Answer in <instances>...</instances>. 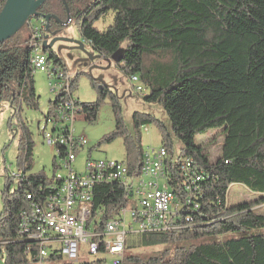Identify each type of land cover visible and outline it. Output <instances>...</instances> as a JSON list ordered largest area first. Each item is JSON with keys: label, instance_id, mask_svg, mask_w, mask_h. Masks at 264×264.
<instances>
[{"label": "trees", "instance_id": "trees-1", "mask_svg": "<svg viewBox=\"0 0 264 264\" xmlns=\"http://www.w3.org/2000/svg\"><path fill=\"white\" fill-rule=\"evenodd\" d=\"M5 2L0 0V11ZM44 10L48 11L47 5ZM108 16L110 25L103 30L95 26ZM74 20L93 52L111 59L123 51L117 65L130 80L139 79L143 101L160 105L169 126L153 114L135 112L130 131L118 97L95 79L91 84L99 90L98 100L80 102L74 97L80 74H66L68 85L58 79L66 73L64 65L52 49L42 48L44 33L37 40L28 25L1 44L0 115L10 108L8 127L20 137L17 166L21 172L15 188L7 173L1 193L3 264L37 260L38 244L21 226L33 206H43L57 195L65 179L56 173L50 178L44 171L33 172L35 144L22 119L25 108L39 109L33 43L52 64L48 75L55 85L64 84L54 90L55 99L45 114L46 122H59L52 127L53 137L70 135L68 126H60L62 115L74 111L76 118L94 124L101 105L109 100L116 127L98 145L123 136L129 176L137 177L144 157L142 131L151 125L160 131L169 156L166 188L176 195L178 209L167 231L129 233L122 264H264V214L259 212L264 206V0H96L76 12ZM208 132L215 135L197 144V137ZM174 137L181 144L178 155ZM73 138L76 144L82 140ZM219 139V155L214 157L212 148ZM55 151L54 167L56 159L64 161L67 156L59 141ZM187 161L191 167L182 170ZM233 185L244 187L253 198L230 204ZM129 195L122 182L96 186L92 208L99 230L126 207ZM154 247L162 249L153 255L126 252ZM52 259L64 264L57 253Z\"/></svg>", "mask_w": 264, "mask_h": 264}, {"label": "built area", "instance_id": "built-area-1", "mask_svg": "<svg viewBox=\"0 0 264 264\" xmlns=\"http://www.w3.org/2000/svg\"><path fill=\"white\" fill-rule=\"evenodd\" d=\"M33 46L36 47L32 59L35 71L50 73L47 57L41 47L36 43H33ZM68 78L63 73L58 75V79H63L66 84ZM130 81L135 92H143L137 77ZM62 82L60 85H55L53 91L64 87ZM75 119L74 111L60 118V126L66 125L70 129L68 137H53L51 135L53 128L49 132H44L48 146L55 150L59 141L66 147L67 156L64 163L69 173L65 176L57 174L58 178H65L60 191L57 195L49 197L43 206H33L21 226V230L38 244L37 260L31 264H57L53 259L50 260L56 253L61 256L64 264H81L82 262L107 264L103 255L112 256L113 264H122L126 236L129 233L167 231L178 209L176 195L166 188L165 171L166 161L169 158L168 151L163 146L157 151H144L142 168L137 177L129 176L125 161L90 158L87 160L85 172L78 173L72 169V163L76 160L75 152L85 145V140L82 139L77 144L74 142L73 127L69 126V122ZM46 123L54 124L52 127L59 124V122L50 121ZM58 167L61 169L62 163ZM190 167L191 164L187 161L181 169L187 170ZM9 175L19 180L21 172H9ZM160 180L165 182L164 187L161 186ZM114 181L122 182L129 192L127 205L107 222L104 230H99L98 220L92 224L94 190L98 184ZM136 196L138 202L137 208L134 209L130 205ZM128 214L130 221H128Z\"/></svg>", "mask_w": 264, "mask_h": 264}, {"label": "rangeland", "instance_id": "rangeland-1", "mask_svg": "<svg viewBox=\"0 0 264 264\" xmlns=\"http://www.w3.org/2000/svg\"><path fill=\"white\" fill-rule=\"evenodd\" d=\"M112 23V17L108 16L103 21L97 22L96 27L103 30ZM28 35L27 31H24L22 37ZM58 38H65L71 42H55L52 50L57 57L61 60L66 70L65 75L76 76L80 74L78 87L74 94V97L80 102H95L99 97V90L95 89L91 80L103 81L104 85L110 87L111 91L118 97L122 106V117L126 127L132 131L133 126V114L146 113L153 114L161 119L166 125L169 126V121L166 113L162 107L158 104H148L143 101L144 94L134 91L133 85L130 79L122 72L120 67L112 61L110 58L102 57L99 54L93 52L90 46L86 45L82 40L77 22H73L67 26H62L58 31ZM54 38L49 39V43ZM82 43V45H81ZM83 46V47H82ZM49 69L52 68V64L48 65ZM35 89L36 94L39 97V109L30 110L25 108L22 112V119L30 129L33 141L35 144L33 153V172H45V174L52 178L56 173L58 175L65 176L69 173V169L65 167L64 161L60 158L56 159V166L54 167L55 156L57 152L45 142L43 130L46 128V132L51 131L52 124H46L45 114L50 109V102L55 99V80L51 79L48 73L40 71L34 72ZM11 116V110L9 107L0 115V215L3 210V200L1 193L5 189L6 180L5 176L9 172H17V155L19 150V135H12L8 127V121ZM69 126L73 127V134L77 138H82L85 141L84 147H79V150L75 152L76 160L72 163V169L78 173H84L87 160H109L123 162L126 160V148L124 144L123 136L118 137L113 143H105L101 146L98 144L102 138L107 134L113 132L116 127V119L113 113L109 100L105 101L100 108L97 121L94 124H90L83 119L82 116H78L73 122H69ZM213 132H208L205 135L197 137L196 143L202 144L213 137ZM142 141L144 151L158 150L162 147V138L159 129L155 125L149 126L147 130L142 131ZM174 153L178 155L181 144L175 137ZM221 140L219 139L217 145L212 148V154L214 157L219 155V148ZM62 163L63 167L60 169L58 165ZM5 169H7L5 171ZM148 180V178H146ZM12 188L17 186V180H13ZM160 184L164 187L165 182L160 180ZM253 198L244 187L240 185H233L229 191V203L237 204L243 200H250ZM138 197L131 201V208H137ZM260 213L264 214V206L260 208ZM97 221V218H93L92 224ZM128 221H130L128 214ZM135 236L130 239L134 240ZM161 247L154 248H138L135 250H129L127 254L138 255H153L160 251ZM107 264H113L114 259L110 255H103ZM0 264L3 261L0 260ZM80 264V263H76Z\"/></svg>", "mask_w": 264, "mask_h": 264}, {"label": "water", "instance_id": "water-1", "mask_svg": "<svg viewBox=\"0 0 264 264\" xmlns=\"http://www.w3.org/2000/svg\"><path fill=\"white\" fill-rule=\"evenodd\" d=\"M47 1L48 0H6L2 10L0 11V45L14 38L35 17H41L44 19L47 23L46 32L49 36H55L57 32L52 33L48 24L52 18L56 19V17L41 15L39 13V10ZM62 2L68 9L66 0H62ZM55 42L71 41L65 38L55 39L50 44L45 41L43 48L52 49ZM122 58L123 51L119 50L111 57V60L117 64L122 60ZM97 81L103 83V81Z\"/></svg>", "mask_w": 264, "mask_h": 264}, {"label": "flooded vegetation", "instance_id": "flooded-vegetation-1", "mask_svg": "<svg viewBox=\"0 0 264 264\" xmlns=\"http://www.w3.org/2000/svg\"><path fill=\"white\" fill-rule=\"evenodd\" d=\"M96 0H66L67 7L64 5L62 0H48L39 10V13L41 15H50L53 17H56V19H51L49 25V29L52 31V33L57 32L55 36L48 35L46 32V26L47 23L44 19L41 17H35L33 18L29 24L28 27L31 30H35V38L37 40L41 39L42 33H44L45 38L43 40V43L47 41L49 43L50 38L58 39V31L62 26H67L71 24L74 20L75 13L78 11H81L85 7H88L92 3H94ZM48 6V11L46 13L44 12L45 6ZM52 40V41H53ZM43 48V46H42ZM48 60V58H47Z\"/></svg>", "mask_w": 264, "mask_h": 264}]
</instances>
